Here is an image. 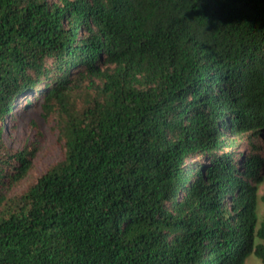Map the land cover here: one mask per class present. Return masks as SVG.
<instances>
[{
  "label": "trees",
  "instance_id": "16d2710c",
  "mask_svg": "<svg viewBox=\"0 0 264 264\" xmlns=\"http://www.w3.org/2000/svg\"><path fill=\"white\" fill-rule=\"evenodd\" d=\"M41 81L63 156L13 199ZM263 149L264 0H0V264H264Z\"/></svg>",
  "mask_w": 264,
  "mask_h": 264
},
{
  "label": "rangeland",
  "instance_id": "374dc122",
  "mask_svg": "<svg viewBox=\"0 0 264 264\" xmlns=\"http://www.w3.org/2000/svg\"><path fill=\"white\" fill-rule=\"evenodd\" d=\"M83 88H85L84 84L80 90ZM45 89V81H41L16 97L14 99L16 103L15 114L14 116L10 115L4 123L3 131L9 150L14 152L30 149L33 153L32 167L29 173L16 183L8 193L13 199L26 193L38 177L49 171L63 156L64 140L60 136L62 112H60L58 103L54 106L44 107L39 96ZM79 91L75 92L72 98L78 107L82 103L81 98H78ZM84 93L82 91V94ZM245 147L244 144L242 150H245ZM262 155L264 156V149ZM257 186L256 211L259 226L264 221V201L261 199L264 194V177ZM260 263L261 259L255 254H251L245 261V264Z\"/></svg>",
  "mask_w": 264,
  "mask_h": 264
}]
</instances>
